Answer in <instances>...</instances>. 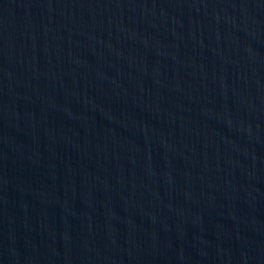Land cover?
<instances>
[{"label":"water","instance_id":"water-1","mask_svg":"<svg viewBox=\"0 0 264 264\" xmlns=\"http://www.w3.org/2000/svg\"><path fill=\"white\" fill-rule=\"evenodd\" d=\"M0 264H264V0H0Z\"/></svg>","mask_w":264,"mask_h":264}]
</instances>
